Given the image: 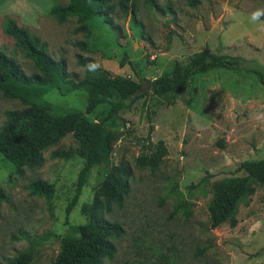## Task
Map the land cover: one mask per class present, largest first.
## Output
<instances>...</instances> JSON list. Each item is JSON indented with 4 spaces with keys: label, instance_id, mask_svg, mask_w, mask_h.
<instances>
[{
    "label": "rangeland",
    "instance_id": "rangeland-1",
    "mask_svg": "<svg viewBox=\"0 0 264 264\" xmlns=\"http://www.w3.org/2000/svg\"><path fill=\"white\" fill-rule=\"evenodd\" d=\"M35 14L17 20L30 35L46 43L48 54L65 60L70 78L80 81L86 68L78 55L92 65L142 82L160 77L175 61L186 62L209 47L214 52L243 56L264 67V0H199L192 7L186 0H136V20L119 11L114 30L100 17L91 22V34L77 33V18L60 22L49 15L52 0H21ZM67 4L66 0L60 1ZM260 15L254 18V14ZM87 42L90 50L76 44ZM0 50L13 58L28 75L33 62L0 23ZM124 63V64H123ZM51 110L63 114L85 111L87 93L68 94L51 90L41 99ZM18 100L0 95V128L6 112L21 110ZM107 106H99L88 119L100 121ZM110 164H129L133 169L130 193L123 205H112L106 218L125 229L116 240L117 253L108 264H264V185L238 206L232 227L227 222L211 227L209 203L217 187L241 176L238 167L264 159V85L244 72L212 71L199 76L173 96L155 99L150 94L121 114ZM164 141L168 155L157 171L138 169L136 160L149 154L148 138ZM78 147L70 134L43 153L38 169L16 172L0 155V263L34 248L32 264H54L61 240L71 226L86 222L84 204L94 200L109 170L94 168L78 203L68 214L77 194L82 158L56 159L55 150ZM37 180L54 186L51 201L34 196L30 185Z\"/></svg>",
    "mask_w": 264,
    "mask_h": 264
},
{
    "label": "trees",
    "instance_id": "trees-1",
    "mask_svg": "<svg viewBox=\"0 0 264 264\" xmlns=\"http://www.w3.org/2000/svg\"><path fill=\"white\" fill-rule=\"evenodd\" d=\"M60 1L52 0L49 15L60 22L77 18V33L90 35L91 22L97 17L110 28L119 30L120 26L115 21L118 11L136 20V0H66L67 4ZM186 1L192 7L199 4V0ZM150 3L156 5L154 0ZM259 19L264 18L260 16ZM3 26L6 35L15 39L17 46L32 60L36 72L26 74L13 58L0 50V95L18 100L24 106L21 110H11L5 114V122L0 128V155L10 161L18 173L24 168L38 169L44 163L43 153L71 134L78 147L55 150L52 154L56 159L79 157L85 161L78 179L77 194L68 208V214L78 203L92 170L109 167L94 200L82 207L86 222L69 228L68 234L61 240L60 253L54 264H108L106 260L113 259L117 253L115 241L123 237L126 231L119 222L108 220L106 213L111 211L112 205H123L130 193L133 169L125 163L110 164L115 134L108 127H114L123 112L149 94L155 99L173 96L189 87L197 77L216 70L244 72L264 85V67L256 60L214 52L209 47L194 53L186 62L175 61L160 77L149 81L148 86L130 77H113L107 71L93 68L89 57L78 55L77 63L86 68V74L82 80L76 81L70 78L66 61L53 59L47 52L46 43L40 37L30 35L16 18L6 17ZM76 45L84 52L90 50L87 42ZM54 89L61 94L83 89L87 93L85 111L54 113L47 103L41 102L42 97ZM102 105L107 106L102 119L90 121L88 115ZM148 141L146 150L150 153L140 155L136 167L157 171L169 151L162 140L154 144L149 137ZM237 172L242 175L231 177L217 187L209 203L213 229L227 222L232 227L237 225L235 215L239 203L255 193L254 184L264 185V159L243 162ZM30 192L51 201L54 186L47 181L37 180L31 183ZM3 199L5 196L0 188V203ZM33 259L32 247L0 264H32Z\"/></svg>",
    "mask_w": 264,
    "mask_h": 264
},
{
    "label": "crops",
    "instance_id": "crops-1",
    "mask_svg": "<svg viewBox=\"0 0 264 264\" xmlns=\"http://www.w3.org/2000/svg\"><path fill=\"white\" fill-rule=\"evenodd\" d=\"M35 11L34 5L31 9H28L26 3L21 0H0V23H3L8 16L19 20L28 15H34Z\"/></svg>",
    "mask_w": 264,
    "mask_h": 264
},
{
    "label": "clouds",
    "instance_id": "clouds-1",
    "mask_svg": "<svg viewBox=\"0 0 264 264\" xmlns=\"http://www.w3.org/2000/svg\"><path fill=\"white\" fill-rule=\"evenodd\" d=\"M259 15H260V13H259V12L255 13V14H254V18L258 17ZM92 67H93V68H96V67H97V65H92Z\"/></svg>",
    "mask_w": 264,
    "mask_h": 264
}]
</instances>
